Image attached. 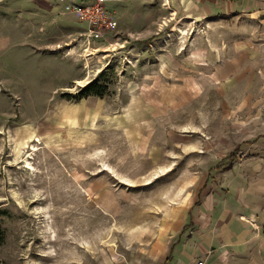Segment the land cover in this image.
I'll use <instances>...</instances> for the list:
<instances>
[{
    "label": "rangeland",
    "instance_id": "374dc122",
    "mask_svg": "<svg viewBox=\"0 0 264 264\" xmlns=\"http://www.w3.org/2000/svg\"><path fill=\"white\" fill-rule=\"evenodd\" d=\"M121 1L115 31L54 16L42 40L33 2L0 0V264L172 261L208 190L264 162V21Z\"/></svg>",
    "mask_w": 264,
    "mask_h": 264
},
{
    "label": "crops",
    "instance_id": "0c3cea01",
    "mask_svg": "<svg viewBox=\"0 0 264 264\" xmlns=\"http://www.w3.org/2000/svg\"><path fill=\"white\" fill-rule=\"evenodd\" d=\"M88 1L91 0H29L33 2L30 3L32 15L44 24L41 30L36 25L33 32L42 33V40L49 38L54 16L59 18L56 22L64 19L72 21L74 28L76 24L84 26L71 5ZM206 1L207 17L242 16L244 12L245 16L260 21V25L264 21V0ZM66 5L69 9L62 8ZM260 28L264 33V27ZM238 160L239 156L228 166L229 176L239 169L235 165ZM206 195L202 211L194 219L198 225L196 233L178 239L172 249V261L168 256H161L160 264H197L198 260H204L205 264H264V162L244 163L233 185L208 190Z\"/></svg>",
    "mask_w": 264,
    "mask_h": 264
},
{
    "label": "built area",
    "instance_id": "2783aa9c",
    "mask_svg": "<svg viewBox=\"0 0 264 264\" xmlns=\"http://www.w3.org/2000/svg\"><path fill=\"white\" fill-rule=\"evenodd\" d=\"M73 11L88 26L87 36H104L117 30L119 21L107 8L105 0H91L83 3H73ZM197 264H205L204 260H198Z\"/></svg>",
    "mask_w": 264,
    "mask_h": 264
},
{
    "label": "trees",
    "instance_id": "16d2710c",
    "mask_svg": "<svg viewBox=\"0 0 264 264\" xmlns=\"http://www.w3.org/2000/svg\"><path fill=\"white\" fill-rule=\"evenodd\" d=\"M102 74L101 78H97L89 82L87 85L81 87V89L74 95V93H67L74 96L77 99H82L89 97L91 95L105 96L107 89L110 86L109 77ZM237 158V157H236ZM236 158L233 159L236 160ZM232 161V163H233ZM6 240V231L0 227V245L3 244Z\"/></svg>",
    "mask_w": 264,
    "mask_h": 264
},
{
    "label": "bare ground",
    "instance_id": "6f19581e",
    "mask_svg": "<svg viewBox=\"0 0 264 264\" xmlns=\"http://www.w3.org/2000/svg\"><path fill=\"white\" fill-rule=\"evenodd\" d=\"M27 166H29V165H27Z\"/></svg>",
    "mask_w": 264,
    "mask_h": 264
}]
</instances>
